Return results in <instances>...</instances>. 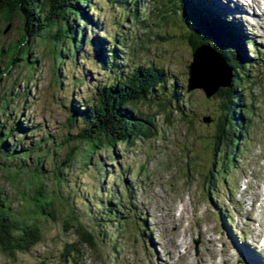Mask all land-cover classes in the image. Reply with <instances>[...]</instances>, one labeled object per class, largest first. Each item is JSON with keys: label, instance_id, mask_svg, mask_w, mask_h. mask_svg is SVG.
<instances>
[{"label": "rangeland", "instance_id": "obj_1", "mask_svg": "<svg viewBox=\"0 0 264 264\" xmlns=\"http://www.w3.org/2000/svg\"><path fill=\"white\" fill-rule=\"evenodd\" d=\"M91 3L95 4L88 8L91 22L85 24V41L75 49L77 54L71 40L65 41L63 49L56 46L54 30L36 38L30 36V42L19 47L29 48V59L17 61L0 80V125L6 133L18 127L7 139L5 151H0L3 196L14 213L25 214L36 192L35 172L42 169L44 188L55 197L59 209L55 220L38 218L42 238L35 246L15 257L0 250V264H70L63 263L61 252L66 243L79 240L77 221L95 238L94 246H80L83 257L79 264H198L199 260L200 264H247L231 250L235 245H245L237 238L241 229L242 240L251 236L256 242L259 235L252 229L251 217L256 210L254 201L264 190V21L252 25L245 14V21L239 18L236 22L258 44L243 42L248 55L245 67L251 70L240 85L246 98L243 126L248 131H244L246 138L240 145L241 156L235 165L230 164L227 183L219 181L218 191L212 189L209 195L203 174L212 163L209 146L216 118L226 109L217 97L208 98L197 84L195 88H199L188 91L187 66L201 45L191 50L184 38V23L172 11L171 0H140L138 18L133 22L128 19L131 4L107 0ZM224 15L222 18L231 21ZM23 21L24 17L17 16L9 31L3 33L5 24L0 16V49L20 39ZM115 44L118 52L110 61L112 67L108 53ZM204 50L209 59L222 60L211 50ZM8 59L0 55V69ZM150 64L164 69L168 83L177 81L176 89L186 101L185 119L176 112L170 124L160 113L156 115V137L138 139L128 146L117 143L112 150L103 147L88 163L87 145L76 140L84 126L80 112L96 102L99 87L123 74L131 75L139 65ZM169 91L159 95L166 96ZM76 108L78 118L72 123ZM143 109L154 113L158 107L146 103ZM208 116L211 119L205 121ZM76 146L80 150L66 162ZM131 194L134 208L126 202ZM112 197L119 201L115 206L118 212L125 211L132 223L124 219L119 226L120 218L107 217L106 202ZM120 197L125 201L120 203ZM67 204L76 218H70V223L66 222L70 212ZM221 211L227 215L228 226L221 219ZM144 221L148 231L142 235ZM196 238L200 239L198 255L193 242Z\"/></svg>", "mask_w": 264, "mask_h": 264}, {"label": "trees", "instance_id": "obj_2", "mask_svg": "<svg viewBox=\"0 0 264 264\" xmlns=\"http://www.w3.org/2000/svg\"><path fill=\"white\" fill-rule=\"evenodd\" d=\"M107 1H113L123 6L131 4L128 19L133 22L138 18L139 9L136 6L140 0ZM171 1L174 13L179 14L184 23V38L191 49L194 51L202 44L209 45L213 43L214 49L226 59L225 62L233 73L229 86L218 88L213 95L218 98L219 102L221 101L220 105L226 109V113L224 115L223 113L219 114L216 118L214 134H212V141L209 146L212 163L203 174L204 185L207 186L210 193V190L218 189L217 183L219 181L227 182V172L231 164L229 162L234 160V156L238 158L237 146L240 143L239 141L244 139L243 130L246 128L243 126V121L246 98L244 89L240 85L243 78L249 76L251 70L245 67L248 55L243 41H251L253 44H257V42L244 32H238L237 28L233 29L231 27L230 29L229 26L227 27L224 24L225 22L228 23L227 21L212 18L213 16L209 14L211 11L209 8L198 7L197 4L191 5L190 3L193 4L192 0ZM91 2L92 0H0V16L3 17L5 24L3 33H5L7 26L12 27V22L17 16L24 17L23 27H21L23 33L20 39L9 44L6 48L2 47L0 49V55L9 57L7 63L0 69V80L11 67L17 64V61L29 59L31 54L29 48L19 47L22 43L30 42V36L36 38L44 32L54 30L55 36L53 35V37H55L56 46L63 49L61 46L66 43L65 41L71 40L75 42V44L73 43V49L77 54V47L85 41V24L91 22L88 8L95 7V4ZM215 14L221 16L218 12ZM29 16L31 22L28 20ZM74 21H77V23L73 26L71 24ZM88 42L93 43L92 41ZM68 51L72 52L70 49ZM61 52L60 54L63 55L64 53ZM117 52L115 44L108 53L110 65V61L116 59ZM19 55H24V57ZM100 56H102V52ZM37 61L34 60L33 63H37ZM103 65L106 68V60ZM111 66L113 67L114 64ZM165 76L162 67L156 68L152 64L148 66L139 65L131 75L130 73L123 74L118 80L99 87L96 102L86 105L83 111L80 112V118L83 120L84 126L76 136V140L87 145L85 152L88 163H91L95 152L103 147L112 150L117 143L128 146L138 139L156 137V115L160 113L165 117L164 121L170 124L173 123L172 115L176 112L182 119H185L184 106L186 101L180 97V93L176 89L178 83L177 81L168 83L167 80H164ZM169 88L170 91L166 96L159 95L160 92L165 93ZM146 103L148 105L154 104L158 107V110L151 113V110L143 109V105ZM77 111L79 112L78 108L73 110L72 118H70L72 123H75L78 118L75 113ZM188 121L193 122L192 120ZM3 129V124H1L0 151H5L4 147L7 145V139L18 130V127L10 128L8 133L4 132ZM78 150H80V147L76 146L75 151L68 155L66 162H71L73 155ZM9 154L14 156V151H10ZM96 161L99 162V159ZM35 174L38 177L35 187L36 192L31 195L23 215L13 212L11 204L7 203L0 188V250L11 257H15L18 252L30 250L41 240L42 228L39 225L38 218L55 220L58 217L59 209L55 206V197L45 190L43 180L40 178L42 169H37ZM116 199V197H112L109 202H106L107 217L118 221L120 218L119 226L123 224L124 219L128 223H132L131 218L127 220L125 211L118 212L115 206L119 204V201ZM120 199V203L125 201L121 197ZM126 202L130 207H135L132 194L128 196ZM67 206L70 212L67 214L66 222L70 223L71 219L76 220V218L72 214L74 210L70 207V204H67ZM104 218L106 217L104 216ZM144 222L142 225L144 229L140 232L142 235L148 231V223ZM77 224L79 240L64 245L61 252L63 263L68 261L70 264H79V260L83 257L80 246L85 243L89 246L95 245L94 234L79 221H77Z\"/></svg>", "mask_w": 264, "mask_h": 264}, {"label": "bare ground", "instance_id": "obj_3", "mask_svg": "<svg viewBox=\"0 0 264 264\" xmlns=\"http://www.w3.org/2000/svg\"><path fill=\"white\" fill-rule=\"evenodd\" d=\"M214 2L217 7L222 8L224 6L231 13H243V16H245L244 8L235 3H232L230 0H214ZM204 48L211 50L220 60H222L220 62H215L213 59H209ZM194 60L197 61L196 67L198 66V69L193 65L192 67H190L189 74H195L193 77L194 81H198L195 83L199 84L207 94H213L216 91L213 90L215 87L217 88L218 84L226 85L228 79V84H230L233 73L228 64H226V59L222 57L220 52L211 49L209 45L202 44L195 51ZM217 67L219 68V71L216 70ZM259 216L260 218H262L264 226V204L261 208H259ZM239 250L240 253L241 251L243 252L244 257L242 256V253L240 254L238 251H232V254L238 256L241 255L248 264H250V262L257 258L256 254L250 250H247L245 246H243L242 249L240 248Z\"/></svg>", "mask_w": 264, "mask_h": 264}, {"label": "water", "instance_id": "obj_4", "mask_svg": "<svg viewBox=\"0 0 264 264\" xmlns=\"http://www.w3.org/2000/svg\"><path fill=\"white\" fill-rule=\"evenodd\" d=\"M9 28H10V26H7V28H5V33L9 30ZM195 66L196 67V65H197V61L196 60H194L192 63H191V65L189 66V71H190V67H192V66ZM197 68V67H196ZM198 69V68H197ZM191 75H192V77H191ZM194 75L195 74H192V73H190V78H189V88H188V90H191V89H194L195 88V84H197V83H194V81H193V77H194ZM196 82H198L197 80H196ZM197 85H199V84H197ZM199 87H201L200 85H199ZM209 96L211 95V94H208ZM205 121H209V119L207 118V119H205ZM195 243L198 245V243H199V241L198 240H195Z\"/></svg>", "mask_w": 264, "mask_h": 264}]
</instances>
